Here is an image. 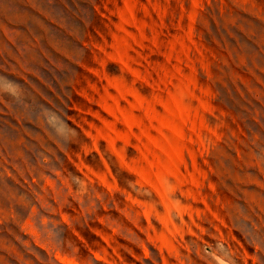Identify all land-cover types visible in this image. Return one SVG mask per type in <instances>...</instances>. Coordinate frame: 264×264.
<instances>
[{
    "label": "rangeland",
    "instance_id": "rangeland-1",
    "mask_svg": "<svg viewBox=\"0 0 264 264\" xmlns=\"http://www.w3.org/2000/svg\"><path fill=\"white\" fill-rule=\"evenodd\" d=\"M0 264H264V0H0Z\"/></svg>",
    "mask_w": 264,
    "mask_h": 264
}]
</instances>
